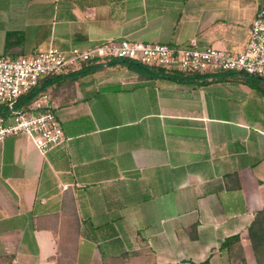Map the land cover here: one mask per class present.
I'll list each match as a JSON object with an SVG mask.
<instances>
[{
	"label": "crops",
	"instance_id": "crops-1",
	"mask_svg": "<svg viewBox=\"0 0 264 264\" xmlns=\"http://www.w3.org/2000/svg\"><path fill=\"white\" fill-rule=\"evenodd\" d=\"M260 7L0 0V56L123 38L238 52ZM98 66L48 90L60 145L0 142V264H65L70 250L72 264H264L249 233L264 208V79L223 71L189 84Z\"/></svg>",
	"mask_w": 264,
	"mask_h": 264
},
{
	"label": "built area",
	"instance_id": "built-area-1",
	"mask_svg": "<svg viewBox=\"0 0 264 264\" xmlns=\"http://www.w3.org/2000/svg\"><path fill=\"white\" fill-rule=\"evenodd\" d=\"M113 59L135 61L170 72L236 71L264 77V7L257 10L247 44L238 52L201 46L196 38L178 45L123 38L88 48L50 46L27 56H0V105L7 108V113L0 114V142L10 136L26 135L44 153L60 145L65 134L52 94L42 91L22 107L16 106L18 100L45 77L77 70L90 63L107 66Z\"/></svg>",
	"mask_w": 264,
	"mask_h": 264
},
{
	"label": "trees",
	"instance_id": "trees-1",
	"mask_svg": "<svg viewBox=\"0 0 264 264\" xmlns=\"http://www.w3.org/2000/svg\"><path fill=\"white\" fill-rule=\"evenodd\" d=\"M117 63H125L129 66H132L133 64H137L141 67L140 71L142 72L144 71V72L155 73L156 75H159L163 78H166L172 81H177L179 83H189V84L198 83L196 79L204 76L200 73L170 72V71H166L163 68L150 67V66H146L138 62L130 61L126 59H113L109 62L110 65H114ZM98 65L97 64H95L94 66L83 65L80 69L68 71L67 72L69 74L68 77L71 78L69 82L73 81L74 79L78 78L79 76L83 74H86L94 70L96 67H99ZM208 75L209 74H206L207 77ZM64 78L65 76L63 74L51 75V76L45 77L44 79H42V81L37 87H35L33 90H31L27 94L23 95L18 100L16 106L22 107L23 105L29 104L38 93L42 91H47L56 84L58 85L63 84L66 81ZM5 113H7V108L5 106L0 105V114H5ZM249 233H250L252 245H253V248H254V251L257 257V261L259 263H263L264 262V208L259 210L255 214V217L249 226ZM238 238H239L238 236H233V237L226 239L222 243V248L226 247L230 241L237 240ZM197 264H210V260L206 259L205 261L197 263Z\"/></svg>",
	"mask_w": 264,
	"mask_h": 264
},
{
	"label": "rangeland",
	"instance_id": "rangeland-1",
	"mask_svg": "<svg viewBox=\"0 0 264 264\" xmlns=\"http://www.w3.org/2000/svg\"><path fill=\"white\" fill-rule=\"evenodd\" d=\"M155 43H159V42H155ZM124 71H125V69H124ZM71 253H72L71 250L66 252L67 256L64 259L65 260V264H72V256H71Z\"/></svg>",
	"mask_w": 264,
	"mask_h": 264
},
{
	"label": "water",
	"instance_id": "water-1",
	"mask_svg": "<svg viewBox=\"0 0 264 264\" xmlns=\"http://www.w3.org/2000/svg\"><path fill=\"white\" fill-rule=\"evenodd\" d=\"M257 78H260V79H264V77H262V76H256Z\"/></svg>",
	"mask_w": 264,
	"mask_h": 264
}]
</instances>
